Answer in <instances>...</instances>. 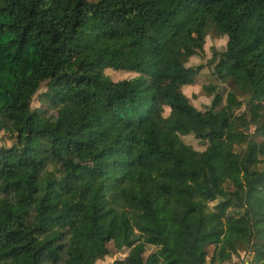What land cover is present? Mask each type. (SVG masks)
Masks as SVG:
<instances>
[{
	"label": "trees",
	"instance_id": "obj_1",
	"mask_svg": "<svg viewBox=\"0 0 264 264\" xmlns=\"http://www.w3.org/2000/svg\"><path fill=\"white\" fill-rule=\"evenodd\" d=\"M0 133V264H264V0H0Z\"/></svg>",
	"mask_w": 264,
	"mask_h": 264
},
{
	"label": "rangeland",
	"instance_id": "obj_2",
	"mask_svg": "<svg viewBox=\"0 0 264 264\" xmlns=\"http://www.w3.org/2000/svg\"><path fill=\"white\" fill-rule=\"evenodd\" d=\"M227 43V38L226 37H221L215 32H211L209 36L206 39V44L204 46L205 54L204 57L202 58H195L192 60L190 63L191 66L197 67L198 65H207L208 61H210L212 54H211V49L216 48L217 50H223L224 47L226 46ZM70 62H73V59L70 60ZM106 74L115 82L126 80V79H131L135 76L136 74L133 73H126V72H116L111 69L106 71ZM216 84V81L212 75V70L209 67H205L203 71L200 74H197L194 77V84L191 86H187L183 89L184 94L190 99L191 103L199 108V109H204L205 106L210 104L211 102V96H209L205 90V87ZM41 104L39 103L38 99H35V106H40ZM183 141L187 144L192 146L195 150L197 151H203L206 148V145L198 140H196L193 136H188V137H182ZM3 144L10 145L11 143L9 140L6 138V136L3 133H0V147H2ZM109 249L112 251H116V246L114 242H111L108 245ZM158 250V248L154 245H147V253L146 255L149 256L153 253H155ZM213 252V249H209V255H211ZM127 255V251H123L119 253L117 256L114 258H109L107 257L105 260L100 261L98 264H112L115 260L117 259H122ZM247 261L249 257L245 255L244 253L241 254L240 258L233 257L232 263H240L241 260Z\"/></svg>",
	"mask_w": 264,
	"mask_h": 264
}]
</instances>
